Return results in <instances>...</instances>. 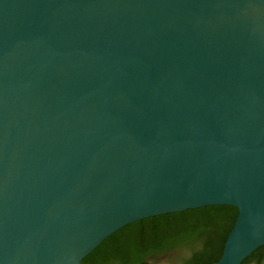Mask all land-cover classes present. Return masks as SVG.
Here are the masks:
<instances>
[{"label": "water", "instance_id": "obj_1", "mask_svg": "<svg viewBox=\"0 0 264 264\" xmlns=\"http://www.w3.org/2000/svg\"><path fill=\"white\" fill-rule=\"evenodd\" d=\"M238 215L264 245V0H0V264H82L123 225Z\"/></svg>", "mask_w": 264, "mask_h": 264}, {"label": "trees", "instance_id": "obj_2", "mask_svg": "<svg viewBox=\"0 0 264 264\" xmlns=\"http://www.w3.org/2000/svg\"><path fill=\"white\" fill-rule=\"evenodd\" d=\"M237 215L236 206L221 204L145 217L105 238L82 264H152L146 261L149 255L185 246L190 251L174 264H212L220 258Z\"/></svg>", "mask_w": 264, "mask_h": 264}, {"label": "rangeland", "instance_id": "obj_3", "mask_svg": "<svg viewBox=\"0 0 264 264\" xmlns=\"http://www.w3.org/2000/svg\"><path fill=\"white\" fill-rule=\"evenodd\" d=\"M189 251L190 249L186 248L185 246V248L184 247L182 249L179 248L169 253L163 254L161 256H156V257L149 256L147 257L148 258L147 260L152 264H174L177 261H180L181 257L183 256L185 257Z\"/></svg>", "mask_w": 264, "mask_h": 264}, {"label": "flooded vegetation", "instance_id": "obj_4", "mask_svg": "<svg viewBox=\"0 0 264 264\" xmlns=\"http://www.w3.org/2000/svg\"><path fill=\"white\" fill-rule=\"evenodd\" d=\"M194 208H196V207H194ZM188 209V208H187ZM185 210V209H184ZM182 211V210H181ZM176 212V211H175ZM158 215V214H157ZM155 216V215H154ZM149 217V216H148ZM145 218V217H144ZM141 219H143V218H141ZM141 219H138V220H141ZM135 221H137V220H135ZM132 222H134V221H132ZM131 223V222H130ZM127 224H129V223H127ZM127 224H125V225H127ZM125 225H123V226H125ZM122 226V227H123ZM121 228V227H120ZM119 229V228H118ZM117 229V230H118ZM115 232V231H114ZM113 232V233H114ZM112 233V234H113ZM112 234H110L109 236H111ZM108 236V237H109ZM149 256H153V257H156L155 255H149ZM148 256V257H149ZM148 258H146V261H148L147 260ZM245 264H249V263H252V264H264V245H262V246H260V247H258L251 255H249V258H247V260H246V262H244Z\"/></svg>", "mask_w": 264, "mask_h": 264}]
</instances>
